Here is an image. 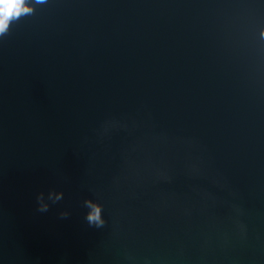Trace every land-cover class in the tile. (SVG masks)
Returning <instances> with one entry per match:
<instances>
[{
  "label": "water",
  "instance_id": "95a60500",
  "mask_svg": "<svg viewBox=\"0 0 264 264\" xmlns=\"http://www.w3.org/2000/svg\"><path fill=\"white\" fill-rule=\"evenodd\" d=\"M260 26L264 0H48L14 24L0 40V264H123L125 248L264 264ZM110 119L129 127L105 133ZM53 189L63 199L38 212ZM232 203L260 239L221 248Z\"/></svg>",
  "mask_w": 264,
  "mask_h": 264
},
{
  "label": "clouds",
  "instance_id": "9594fccd",
  "mask_svg": "<svg viewBox=\"0 0 264 264\" xmlns=\"http://www.w3.org/2000/svg\"><path fill=\"white\" fill-rule=\"evenodd\" d=\"M48 3V0H0V40H4L10 36L12 32V26L26 17L34 16L37 9ZM258 45H264V26H260L258 29ZM133 126L135 122L133 121ZM129 127L126 121L110 119L106 120L102 125L103 131L106 133L113 128ZM191 171L196 174H200L201 169L192 165ZM155 179L157 181H170L171 176L164 170L157 169L155 171ZM215 183L220 184V180H214ZM63 192H57L54 189L49 190L47 196L44 192H40L36 196L37 211L40 213L47 212L51 204H56L63 199ZM203 198L205 200H212L215 203V197L210 193H204ZM83 207L86 209L85 222L91 228L104 229L108 224L104 216V205L100 202L99 198L92 199L86 198L83 202ZM186 216H191L192 211L189 208L184 209ZM70 213L67 210L61 211L59 216L61 219H66ZM245 216V210L238 204L232 203L230 205L229 220L231 221V230L221 234L216 243L221 248H228L234 243H247L252 239L259 240L258 233L250 231L248 224L243 217ZM213 243L211 237H205L203 241L204 246H210ZM177 254L179 256L184 255L183 247L178 248ZM123 264H163L161 258L153 255L137 256L133 251L125 248L122 254Z\"/></svg>",
  "mask_w": 264,
  "mask_h": 264
}]
</instances>
